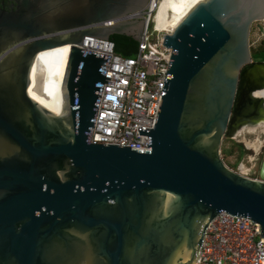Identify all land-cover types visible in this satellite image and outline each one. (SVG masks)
I'll return each mask as SVG.
<instances>
[{
	"label": "water",
	"instance_id": "obj_1",
	"mask_svg": "<svg viewBox=\"0 0 264 264\" xmlns=\"http://www.w3.org/2000/svg\"><path fill=\"white\" fill-rule=\"evenodd\" d=\"M150 3L0 9V264H198L221 213L252 220L264 242V159L251 178L222 156L244 127L264 126V62L251 46L264 0L202 1L164 35L173 53L157 122L138 129L152 151L91 143L114 82L111 56L81 46L112 35L140 42ZM66 45L55 114L30 97L31 74L41 52Z\"/></svg>",
	"mask_w": 264,
	"mask_h": 264
},
{
	"label": "built area",
	"instance_id": "obj_2",
	"mask_svg": "<svg viewBox=\"0 0 264 264\" xmlns=\"http://www.w3.org/2000/svg\"><path fill=\"white\" fill-rule=\"evenodd\" d=\"M160 6L161 0H151L135 57L117 54L111 40L87 37L81 46L82 50L111 56L106 78L114 82L104 85L92 144L152 151L148 148L149 137L140 136L138 129H155L173 53L163 45L164 35L172 31L157 29ZM66 46L70 47L69 61L74 45ZM238 172L249 177L242 170ZM198 264H264L260 226L252 220L221 213L207 231Z\"/></svg>",
	"mask_w": 264,
	"mask_h": 264
},
{
	"label": "bare ground",
	"instance_id": "obj_3",
	"mask_svg": "<svg viewBox=\"0 0 264 264\" xmlns=\"http://www.w3.org/2000/svg\"><path fill=\"white\" fill-rule=\"evenodd\" d=\"M202 1L205 0H161L157 16V29L167 32L173 31ZM69 50V46H63L41 52L31 74L30 97L55 114H60L61 108L65 105V101L62 99L64 94L62 84L67 71ZM56 61H59L58 65H56ZM57 68L58 75H55ZM42 81L43 86L41 85L40 88ZM257 95L264 98V91L257 93ZM259 127L248 125L242 129L239 137L245 132L255 133ZM243 139L249 149H255L260 144L259 139L255 143L244 137ZM242 170H245L244 166H242Z\"/></svg>",
	"mask_w": 264,
	"mask_h": 264
},
{
	"label": "rangeland",
	"instance_id": "obj_4",
	"mask_svg": "<svg viewBox=\"0 0 264 264\" xmlns=\"http://www.w3.org/2000/svg\"><path fill=\"white\" fill-rule=\"evenodd\" d=\"M264 44V22L254 25L251 34V46L252 52L258 50ZM244 138L252 143H255L257 139L260 140V144L255 149H249L244 143ZM242 144L249 153L240 158V150L237 145ZM222 156L226 165L234 170H242V166L245 167V172L249 177L257 178L260 170V166L264 159V126H260L254 133H243L236 140H226L222 147Z\"/></svg>",
	"mask_w": 264,
	"mask_h": 264
},
{
	"label": "trees",
	"instance_id": "obj_5",
	"mask_svg": "<svg viewBox=\"0 0 264 264\" xmlns=\"http://www.w3.org/2000/svg\"><path fill=\"white\" fill-rule=\"evenodd\" d=\"M111 41L115 43L116 53L124 57H135L139 52L140 42L134 37H129L125 35H112L110 37ZM253 53V58L264 62V44ZM240 150V158L247 155L249 151L245 149L242 144L237 145Z\"/></svg>",
	"mask_w": 264,
	"mask_h": 264
},
{
	"label": "flooded vegetation",
	"instance_id": "obj_6",
	"mask_svg": "<svg viewBox=\"0 0 264 264\" xmlns=\"http://www.w3.org/2000/svg\"><path fill=\"white\" fill-rule=\"evenodd\" d=\"M16 5V0H0V9L11 11L12 6ZM254 62H262L260 60L254 59Z\"/></svg>",
	"mask_w": 264,
	"mask_h": 264
}]
</instances>
